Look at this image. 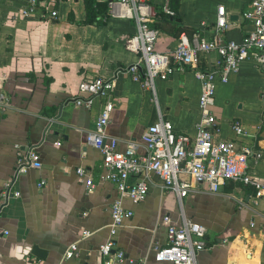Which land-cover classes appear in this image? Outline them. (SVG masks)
<instances>
[{
	"label": "crops",
	"instance_id": "0c3cea01",
	"mask_svg": "<svg viewBox=\"0 0 264 264\" xmlns=\"http://www.w3.org/2000/svg\"><path fill=\"white\" fill-rule=\"evenodd\" d=\"M248 2L178 0L179 20L171 21L160 15L164 0H150L151 24L159 31L154 50H172L181 33L209 38L217 6L227 13L226 37L240 40L251 29L240 15ZM24 8L20 0H0V264H102L98 248L108 237L116 192L112 183L102 181L99 152L85 143L101 100L94 99L88 110L75 106L78 84L94 77L114 79L105 134L122 150L130 141L139 143L159 115L175 133L193 136L199 82L184 71L156 81L152 92L131 80L125 69L137 55L124 43L134 30L132 19L105 12L95 20L101 26L84 24L82 0H46L23 16ZM51 11L57 17L50 18ZM214 58L200 54L199 67L209 68ZM212 112L213 138L256 151L248 173L264 180V65L245 60L225 84H217ZM233 121L244 135L232 131ZM28 149L38 154L40 168L16 173V162ZM137 152L143 153L140 146ZM76 168L91 178V191ZM145 182L142 202L123 201L132 216L113 236L123 264H168L154 259V248L165 245L164 216L174 225L183 217L205 228V249L196 253L195 264H264V199L253 200L251 188L225 182L209 193L194 185L177 200L162 192L155 176L147 175ZM71 244L76 253L63 260ZM32 246L45 251L43 259L30 254Z\"/></svg>",
	"mask_w": 264,
	"mask_h": 264
},
{
	"label": "built area",
	"instance_id": "2783aa9c",
	"mask_svg": "<svg viewBox=\"0 0 264 264\" xmlns=\"http://www.w3.org/2000/svg\"><path fill=\"white\" fill-rule=\"evenodd\" d=\"M25 3L21 14L32 13L46 0H20ZM105 5V12L114 18L132 19L133 32L126 37L125 48L137 55V62L125 69L131 80L153 92L156 81H165L175 73L189 71L199 82L197 108L199 118L193 136L175 133L171 124L161 118L148 125L141 133L139 143L128 142L124 149H117V140L107 137L105 128L114 107V79L94 77L77 86L73 104L85 110L94 99H100V110L92 128L85 135V143L97 150L105 171L102 181L115 187L116 197L109 207L108 237L98 248L102 264H123V253L114 249L113 236L124 220L132 216L122 206L124 200L132 205L142 202L147 194L145 179L151 174L159 181L162 192L172 193L177 200L187 196L194 185L204 186L209 193H216L225 182H232L252 189V199H264V180L252 178L248 165L258 158V153L248 147H237L232 140H215L213 128L216 118L212 112L215 87L225 84L239 65L249 60L256 66L264 65V0H249L241 18L250 23L251 29L240 40L226 37L227 13L217 6L209 38L181 33L175 47L167 52H156L154 45L159 31L151 24L153 17L150 0H94ZM164 0L160 12L168 17L173 12ZM57 17L56 11L49 13ZM200 26H205L200 23ZM213 53L215 58L209 68H200L199 55ZM0 103L2 97L0 96ZM232 131L244 135L237 121L231 123ZM143 150L137 152V147ZM38 154L28 149L16 162V173L25 169H39ZM79 179H84L87 191L93 189L89 176L81 168L75 169ZM131 180H134L131 182ZM7 187V184L4 186ZM165 245L154 248V259L168 264H195L196 253L205 249L206 230L203 226L181 217L179 225L164 216ZM76 253L75 244L67 247L62 259L69 260Z\"/></svg>",
	"mask_w": 264,
	"mask_h": 264
},
{
	"label": "trees",
	"instance_id": "16d2710c",
	"mask_svg": "<svg viewBox=\"0 0 264 264\" xmlns=\"http://www.w3.org/2000/svg\"><path fill=\"white\" fill-rule=\"evenodd\" d=\"M82 1L85 10L84 24L101 26L102 25L101 21H95V20L105 16V5L102 3H97L94 0H82ZM177 5H178V0H168L167 6L168 9L173 12V16L168 17L161 12L160 15L165 16L171 21L179 20V17L177 15Z\"/></svg>",
	"mask_w": 264,
	"mask_h": 264
},
{
	"label": "water",
	"instance_id": "95a60500",
	"mask_svg": "<svg viewBox=\"0 0 264 264\" xmlns=\"http://www.w3.org/2000/svg\"><path fill=\"white\" fill-rule=\"evenodd\" d=\"M30 254L37 259H43L45 256V251L39 249L36 246H32V248L30 250Z\"/></svg>",
	"mask_w": 264,
	"mask_h": 264
}]
</instances>
